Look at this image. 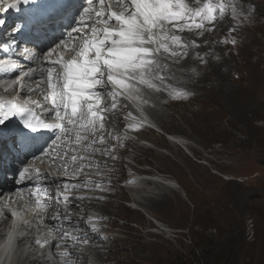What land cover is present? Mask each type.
I'll use <instances>...</instances> for the list:
<instances>
[{"label": "rangeland", "instance_id": "rangeland-1", "mask_svg": "<svg viewBox=\"0 0 264 264\" xmlns=\"http://www.w3.org/2000/svg\"><path fill=\"white\" fill-rule=\"evenodd\" d=\"M188 2L192 7L224 3L226 10L203 30L176 33L199 47L190 46L178 63L161 55L167 80L156 85L162 90L142 85L135 98H121L116 112L106 113L118 117L104 121L110 135L99 126L95 133L78 132L74 147L88 139L83 141L87 150H79L88 159L80 166L90 168L79 174L85 188L81 195L88 199L82 207L123 226L113 227L110 236L148 243L134 252L135 264H264V0ZM111 10H119L115 2ZM130 101H138L144 121ZM101 104L111 108V97ZM134 140L145 149L139 152ZM90 171L100 174L93 177ZM115 188L125 194L115 197L120 212L113 207L98 211ZM83 220L102 238L110 228L107 221L94 229L89 226L94 221ZM67 238L70 248L79 251L71 233ZM84 253L88 264H104L94 251Z\"/></svg>", "mask_w": 264, "mask_h": 264}, {"label": "snow or ice", "instance_id": "snow-or-ice-1", "mask_svg": "<svg viewBox=\"0 0 264 264\" xmlns=\"http://www.w3.org/2000/svg\"><path fill=\"white\" fill-rule=\"evenodd\" d=\"M95 2L105 4V0H53L47 8L39 6L40 0H11L3 4L5 11L16 8L20 3L37 5L24 25L12 28L10 38L27 27L34 30L39 39L50 25L70 16H74L76 24L68 35V41L73 46L65 48L66 52H75V55L71 59L49 58L45 62L48 83L45 99L49 98L47 93H51V108L41 105L40 115H37L28 107V101L14 97L0 103V126L7 127L18 122L12 134L19 148L30 149L35 140L32 134L43 131L56 134L63 129L67 133L72 128L95 133L98 126L103 127L106 113L117 109L121 98H135L140 94L142 85L161 91L156 81L163 85L167 76L159 57L166 53L173 63H178L187 55L190 46L199 47L195 41L190 45L176 33L203 30L206 23H215L218 12L226 10L224 3L219 7L210 2L204 3L203 7H192L188 0H115L120 11H112L109 5L108 12L97 11L93 19V9L85 4L93 5ZM4 24L5 21L0 20V26ZM52 54L53 51H49L48 56ZM33 74L31 71L23 72L22 77L10 87L14 90L16 83L22 79L30 80ZM21 91H24L23 84ZM28 91L37 92L40 87L37 85L36 88H28ZM108 97L112 100L111 108L101 104ZM31 103L39 104L38 101ZM47 118H54L56 122L48 123ZM0 135H4L2 131ZM55 159L52 157L53 163ZM29 171L28 168L23 169L20 177L26 178ZM64 199L67 200V197ZM63 239L67 241L68 238L65 236ZM81 239L88 243L86 236ZM53 246L56 245L49 247ZM58 247L68 248V244L65 242ZM68 255L76 253L69 250Z\"/></svg>", "mask_w": 264, "mask_h": 264}, {"label": "bare ground", "instance_id": "bare-ground-1", "mask_svg": "<svg viewBox=\"0 0 264 264\" xmlns=\"http://www.w3.org/2000/svg\"><path fill=\"white\" fill-rule=\"evenodd\" d=\"M112 2L114 3L115 0H112ZM89 7L93 9V13L98 11V8L95 5H89ZM119 10H120V8H119ZM31 12H33L32 9L30 10V13ZM2 39L3 40H5V39L9 40V37H7V36L4 37V35L0 32V40H2ZM8 52H9L10 56L12 57V59L10 61H7L6 60V62H9L8 65H17L18 58L16 57V52L13 49L8 50ZM36 55L37 54H35V56ZM21 57L24 58V55H21ZM57 59H60V58L59 57L52 58V60H57ZM36 61H38V59H36ZM22 75L23 74H17V77L20 78V77H22ZM13 82L14 81L12 80V81H7V83L4 82L3 84H0V101H3L5 99H7V98L8 99H13L14 97L16 99H18V100L23 101V99H21L18 95H15L16 94V90H17L16 87L17 86H20L21 80H20L19 83H16L15 84L14 90H13L12 87H10V86L13 85L12 84ZM36 87H37V85L35 87L33 86L31 88H36ZM39 87H40V85H39ZM40 91H43V89L41 87H40ZM36 93L37 92H35V94ZM27 96H29V95H25V97H27ZM150 96H152V95H150ZM31 98H34V97H31ZM122 99H124V98H122ZM124 100H127V99H124ZM155 100H157V99H155ZM104 103L107 105L108 104V101H106ZM114 112H116V111H114ZM113 121H118V117H117L116 114H111L110 116L107 117V122L108 123L109 122H113ZM116 124H118V123H116ZM3 129H4V127H3ZM100 129L104 130L106 135L109 134V129L108 128L106 129V127H102ZM116 129L118 131H120L119 128H116ZM143 129L146 130L145 128H143ZM12 131H13V129L8 128L7 131L3 133L4 135H0V144L1 145L4 144L6 138H8L9 140H13V138H12V135H13L12 134ZM98 131H100V130H98ZM97 134H98V132H97ZM100 134H98V135H100ZM68 137L69 136H66V137L63 138V140H62V144L63 145H68L69 146L75 140V138L69 139ZM86 142H83V140H82L80 142V147H71L70 146V149L69 150L58 149V151L60 153L65 152L66 154H71V155H72L71 151H76L77 152V156H84L85 157V159H82L83 161H85L86 159H88L87 158V154L82 155L81 154V151H79V150H81L82 148H84V150L85 149L87 150ZM109 142H111V141H109ZM135 145L137 146V149H138L139 152H141L142 150L145 149V147L143 145H141L139 142H137V141L134 140L132 146L134 147ZM105 148H107V147H105ZM3 149L6 151L5 147H3ZM94 157L95 158H92V157L91 158L93 160L97 161V162L98 161H101L102 162V160H101L102 157H100V156H94ZM0 160H2V152H0ZM82 160H78L76 163L71 164L70 167H71V171L72 172L70 174H67L66 175V178L68 180H66V182H64V183H66V185H65V192H67L68 190L76 191V192H83L84 191L85 188L83 187L84 185L82 184L84 181H81V178H80L81 175H79V174H80V171L83 170V172H86V170L87 169H90V168H86V164H84L83 167H82L83 169H82L81 166H80ZM63 165H65V164H63ZM63 171H64L63 168L59 169V172L62 173ZM90 172H91V176H93V177H97L100 174L98 171H90ZM170 184H172V183L169 181L168 184L166 185V187H168L169 189L172 188ZM99 188H101V190L104 191V192L107 191L105 184H102L101 187H99ZM110 196L111 197L108 200H106L105 203L102 206L101 205L98 206V208H97L98 211H106L109 207H113V209L117 208L119 210V212H120V210L122 209V207H121L120 201L118 199H115V197L116 196H117V198H123V197H125L124 190L123 189H120V188H115V194H111ZM157 196H159V195L157 194ZM147 198L148 197H146V199ZM86 200H88V199L83 198L81 195H75L73 198H69V209L71 211V216H70L71 223L70 224H68L67 223V220L64 218V215L66 214L65 211L63 209H61L60 207H55V209H54V211H56L57 213H59L60 218L58 220L57 219H54L53 221L52 220L50 221L51 227L54 228V231L58 234V239L55 242H57L59 240L64 241V239L62 238V236H64V235H67L68 236L71 233L72 234V240H71V242L72 243L75 242L76 244L77 243L79 244V246H76V248H78L79 251L76 252V251L72 250L69 245H68V248H60L59 247V249H56L55 246L49 247L50 245H55V242L52 243L49 238H46V240H45L46 243H47L46 248L41 252V254L39 256H37L36 255V252H35V250L37 248V246H36V240H35V238H32L29 241V246L27 248V251H26L25 255L23 254L21 256V258H18L17 260H15V262H17L19 264H44L47 261H49V258H50V259H52V264H56V263H58V264H64L65 261H67V264H88L87 263L88 257H87V254L84 253V250H92V252L94 251V253L96 255H98L102 261H104V264H135L136 259L133 257L134 252L137 249H141V248L146 247L148 243L147 242H130V243H124L123 242L124 240H122L121 238L115 237V236L114 237L113 236H110L109 235V232L111 231V229L113 227H117L118 229L121 228V227H123V226L116 225L115 222L113 221V219H111L110 217L109 218H106V221L110 224V228L107 229L104 232L103 238L100 237V235L98 236V235H96L94 233H91L90 232V229L89 228H86L87 227V224L83 220V218L84 217H87V215H88L87 213L84 212L86 209L83 210V207L84 206L82 207V205H85ZM156 200H157V198H154V200L151 201L152 204L153 203H157ZM162 200H164V199H162ZM132 201L134 203L137 202L136 199H133ZM92 202L93 201H90V203H92ZM7 203L8 202H6V204ZM149 204H150V202H149ZM146 205H147V202H146ZM10 207H12L17 212V210H18L17 205H14V203L12 202V200L10 201ZM148 207H150V206H148ZM81 215H82L83 218L81 217ZM92 221H94V223L92 224V227L94 229H99L101 227V223L100 222L95 221L93 219H92ZM31 233H32V235H36L37 233L38 234H41V231L40 232L39 231L36 232L35 230H33V231H31ZM79 235H82V236L79 237ZM85 236L88 239V243H84L83 240L81 239L82 237H85ZM126 236H128V233L126 234ZM105 239H108V240L110 239V242L107 243V246L105 245ZM0 241H1V237H0ZM61 241L60 242H57V244L58 243H60V244H64L65 243V242H61ZM66 242H67V244H69L68 240ZM69 250L74 251L76 253V255L69 256L68 255ZM66 255H67V257H66ZM7 259H8V257H6V256H0V263L3 264ZM53 259H55V260H53ZM138 264H143V263L142 262H139Z\"/></svg>", "mask_w": 264, "mask_h": 264}, {"label": "clouds", "instance_id": "clouds-1", "mask_svg": "<svg viewBox=\"0 0 264 264\" xmlns=\"http://www.w3.org/2000/svg\"><path fill=\"white\" fill-rule=\"evenodd\" d=\"M113 3V2H112ZM217 7V6H216ZM118 11H120V10H118ZM248 78V76L246 77V79ZM137 102L138 101H135L134 103L133 102H129V104L135 109V111L137 112V114H138V116H139V118L141 119V120H143L144 121V119H145V115L138 109V107H137ZM136 103V104H135ZM145 124L147 125V123L145 122ZM148 126V125H147ZM151 128V127H150ZM87 134V133H86ZM166 136V135H165ZM72 138V137H71ZM166 138L169 140V138L170 137H167L166 136ZM75 140H76V138H75ZM75 140L72 142V144L71 145H69V146H71V147H74L75 146ZM87 139H84L83 141H86ZM174 143H176V142H174ZM177 144V143H176ZM113 162V161H112ZM110 164H113V163H110ZM107 165V167L109 166V164H106ZM54 170L56 171V173L58 174V175H63V173H61V172H59V169L57 168V167H55L54 168ZM26 188V186H22L21 187V189H25ZM20 189V191L19 192H22V190ZM64 197H67L66 195H65V192L62 190V188H61V190H59V189H57L54 193H52V194H49V195H44L43 196V198H42V200H41V202L39 203V204H37L36 206H35V208H34V213H39V214H36L35 216H33L32 217V219L29 221L30 223H32V224H34V225H36V224H38V225H48L50 228H52L51 227V225H50V221L52 220H54V219H59L60 218V216H59V213H57L56 211H54V209H55V207H60L61 209H63L66 213H69V210H68V208H67V200H65L64 199ZM59 198V199H58ZM57 200L59 201V202H57ZM132 205V204H131ZM84 208V207H83ZM84 209H86L87 210V217L86 218H89V219H93V220H95V221H98V222H100L101 224H102V222L104 223L105 221H106V217H102L101 218V216H99L98 214H96L95 213V211H94V208H88L87 209V207L86 208H84ZM13 211V212H12ZM11 212L12 213H15V215H16V211L14 212V209H12L11 210ZM15 215H13V216H15ZM65 215H68V214H65ZM70 216H71V213H70ZM70 216L68 217V218H65L66 220H67V223L68 224H70L71 223V220H70ZM154 225H157V223H153ZM89 225V224H88ZM89 226H92V224H90ZM109 226H110V224H109ZM52 229H54V228H52ZM52 232V235H53V238H54V240L52 241V243L53 242H55L57 239H58V234H57V237H56V235H55V233L53 232V231H51ZM32 238H34V236L33 235H30V236H27L25 239H23V241L22 242H20V244H22L23 245V253H24V255H25V253H26V251H27V248H28V246H29V241L32 239ZM45 245V244H44ZM37 246V245H36ZM35 252H36V255H38V254H40L41 252L40 251H38L37 250V248H36V250H35ZM97 264V263H96Z\"/></svg>", "mask_w": 264, "mask_h": 264}, {"label": "trees", "instance_id": "trees-1", "mask_svg": "<svg viewBox=\"0 0 264 264\" xmlns=\"http://www.w3.org/2000/svg\"><path fill=\"white\" fill-rule=\"evenodd\" d=\"M263 259H264V257H263Z\"/></svg>", "mask_w": 264, "mask_h": 264}]
</instances>
